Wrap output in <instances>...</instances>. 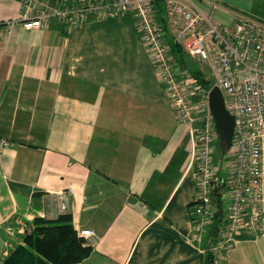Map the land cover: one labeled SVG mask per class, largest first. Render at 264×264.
Returning a JSON list of instances; mask_svg holds the SVG:
<instances>
[{
    "label": "crops",
    "instance_id": "0c3cea01",
    "mask_svg": "<svg viewBox=\"0 0 264 264\" xmlns=\"http://www.w3.org/2000/svg\"><path fill=\"white\" fill-rule=\"evenodd\" d=\"M186 1L222 26L248 18L253 2ZM157 9L171 40L166 1ZM21 12L19 0H0V138L12 143L0 154V264L37 218L66 214L96 235L78 264H208L212 234L192 240L190 130L135 15L40 30L20 23L7 34L3 24ZM63 189L74 190L66 213L55 195ZM224 264H264V241L238 236Z\"/></svg>",
    "mask_w": 264,
    "mask_h": 264
},
{
    "label": "built area",
    "instance_id": "2783aa9c",
    "mask_svg": "<svg viewBox=\"0 0 264 264\" xmlns=\"http://www.w3.org/2000/svg\"><path fill=\"white\" fill-rule=\"evenodd\" d=\"M19 1L21 18L3 24L7 34L20 23L26 30H40L52 24L71 27L133 13L158 80L178 121L190 130L197 187L192 240L200 243L206 234H212L218 210L215 194L221 188L227 205L223 225L211 235L208 251L212 264H224L225 253L235 247L240 235L264 241V29L258 22L246 18L222 26L186 0H163L171 33L168 40L157 9L161 0ZM213 4L220 6L219 0ZM175 45L182 50L180 58L173 52ZM188 59L209 64L215 81L204 84ZM214 88L223 92L226 108L235 117L228 174L220 171L216 161L223 142L210 105ZM11 146L0 138V154ZM55 195L60 211L66 213L74 190L63 189ZM77 231L88 244L96 240L92 230Z\"/></svg>",
    "mask_w": 264,
    "mask_h": 264
},
{
    "label": "trees",
    "instance_id": "16d2710c",
    "mask_svg": "<svg viewBox=\"0 0 264 264\" xmlns=\"http://www.w3.org/2000/svg\"><path fill=\"white\" fill-rule=\"evenodd\" d=\"M164 21L166 20L161 18L160 22L163 26ZM173 49L176 57L180 58L179 55L182 54V50L176 45ZM195 72L196 76L204 84H210V81L204 80L202 71L195 70ZM219 152L222 156L221 162H223L228 150L222 144L218 149ZM215 196L218 210L215 216L216 222L212 236L216 235V229L223 225L225 221L227 205L224 199L225 192L223 189H218ZM92 250L93 246L79 236L71 215H63L56 221L37 218L34 222L33 229L25 233L24 244L18 246L3 264H78L88 258ZM207 258L208 264H212V256L209 251H207Z\"/></svg>",
    "mask_w": 264,
    "mask_h": 264
},
{
    "label": "water",
    "instance_id": "95a60500",
    "mask_svg": "<svg viewBox=\"0 0 264 264\" xmlns=\"http://www.w3.org/2000/svg\"><path fill=\"white\" fill-rule=\"evenodd\" d=\"M210 105L215 118L217 132L224 147L229 151L233 145L235 117L227 110L225 97L219 88L210 93Z\"/></svg>",
    "mask_w": 264,
    "mask_h": 264
},
{
    "label": "rangeland",
    "instance_id": "374dc122",
    "mask_svg": "<svg viewBox=\"0 0 264 264\" xmlns=\"http://www.w3.org/2000/svg\"><path fill=\"white\" fill-rule=\"evenodd\" d=\"M249 17L252 20H255L258 22L261 26L262 29H264V0H253L251 7L247 9ZM250 12V13H249ZM166 35V34H165ZM168 38V36L166 35ZM188 65L191 68H194L196 70L202 71L204 76L210 81L214 82L215 81V76L213 74V68L209 64H199L197 61L193 59H188ZM233 154V149L228 152V156L225 155V159L223 162H221V154L220 152L216 154V161L217 165L221 167L220 171L227 173L228 170L231 169V155ZM224 175V174H223Z\"/></svg>",
    "mask_w": 264,
    "mask_h": 264
}]
</instances>
